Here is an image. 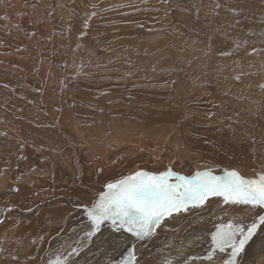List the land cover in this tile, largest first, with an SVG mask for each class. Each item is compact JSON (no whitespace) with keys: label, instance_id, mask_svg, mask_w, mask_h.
I'll use <instances>...</instances> for the list:
<instances>
[{"label":"rangeland","instance_id":"obj_1","mask_svg":"<svg viewBox=\"0 0 264 264\" xmlns=\"http://www.w3.org/2000/svg\"><path fill=\"white\" fill-rule=\"evenodd\" d=\"M205 168L264 171V0H0V201L17 186L32 202L13 208L17 220L0 219V264L32 252L42 264L44 250L45 264L55 239L73 250L62 234L108 183ZM33 209L42 221L32 234L20 222ZM53 209L63 218L51 219ZM258 215L264 209L210 197L162 219L173 221L166 230L182 226L178 239L164 240L159 224L121 259L134 250L137 264H187L212 247L189 234V220L247 227ZM11 233L19 242L6 241ZM256 252L263 259L264 225L240 256Z\"/></svg>","mask_w":264,"mask_h":264},{"label":"snow or ice","instance_id":"obj_2","mask_svg":"<svg viewBox=\"0 0 264 264\" xmlns=\"http://www.w3.org/2000/svg\"><path fill=\"white\" fill-rule=\"evenodd\" d=\"M173 178L175 182H170ZM105 188L87 209L94 228L98 230L101 224L110 221L117 231H127L136 239L150 237L165 216L186 211L189 205H202L210 197L264 209V171L255 178H246L236 169L225 170L222 176L208 168L192 176L180 175L171 169L159 174L137 171L106 184ZM260 225H264V215H258L247 227L239 223L217 226L211 234L212 247L205 259L209 264H238L237 257L245 251ZM228 249L231 252L227 259H214L217 252L224 253ZM52 264L62 262L57 259ZM120 264H137L135 251H129Z\"/></svg>","mask_w":264,"mask_h":264},{"label":"bare ground","instance_id":"obj_3","mask_svg":"<svg viewBox=\"0 0 264 264\" xmlns=\"http://www.w3.org/2000/svg\"><path fill=\"white\" fill-rule=\"evenodd\" d=\"M104 151H106V150H104ZM98 168L99 167H97V169ZM27 181H29L28 183H30V184L34 183V181H32L30 178H28ZM13 190L15 191V193L12 195L10 203L6 202L5 204H3L5 200L0 201V208H2V207L6 208V210L0 211V219L4 218L6 215H8L9 219H7L6 224L9 223V220H17L19 218L18 216L14 215V213H13L14 207H16L17 211L18 210L23 211L19 207L24 208V207L31 205V203H32L30 201V199H31L30 193L20 194L21 193L20 188H17V186H15L13 188ZM23 190H24V187H23ZM71 197L75 198L76 196H71ZM12 205H14V206L11 207ZM51 206H53V205H51ZM9 209H11V211H9ZM85 209L87 210V208H85ZM85 209H76L79 216H78V219L73 224L75 226L74 227L72 226V229H70V231L68 230V232L66 231L62 234V235L67 234L66 238L68 237V239L66 241L68 242V245H69L68 247L72 248L73 250H69L68 248H65V247H63V249H62V246H60V245H62L63 239L62 238H61L62 240L61 239L60 240L55 239V242L56 243L59 242L60 245L56 244L55 250H52V248L48 249L47 255L44 259L45 264H52V262H55L57 259H61L62 264H82V262H83V264H87L86 258L87 259L88 258L94 259L95 264H98L101 262H103L102 264H118L122 260L121 259L122 254H120V253H121V251L123 252V249H125L127 251L128 248H130L135 241H141L142 244H146V242H148V240H147L148 237H146L144 239H136L127 231H124V230L117 231L115 229V227L111 224L110 221H105L103 224H101L100 228L98 230H96L94 228L92 222L87 219L86 214H85L86 213ZM51 211L53 212V216L51 217V219L55 220V219H59L61 217L63 218V212L61 210L53 209ZM40 212H41V210L39 211V209H33V210H31V213L28 214L29 218L26 221V223L31 224V226L34 228L33 232H35L40 227L37 225L40 224V222L42 221V218L36 217V215L39 214ZM12 216H13V218H12ZM50 221H52V220H50ZM168 224H173V221L167 220V221L162 222V224H160V227H159L160 229H158V231L164 233V240H166V241L168 239H169L168 241H172V238L178 239V235H179L178 231H180L182 229V226L175 225L176 227H178L176 230H166L165 225H168ZM219 225H223V223L213 222V224L210 226H204L201 224L192 225L191 220H189L185 224V226H187L189 228L192 227V229L189 232V234L191 236L195 235L196 233H200L201 235H203L206 238L211 237V234L216 231V228ZM173 226H174V224H173ZM4 229H5V225L2 222V223H0V235H2V233L4 232ZM10 237H12V238L15 237L16 240H20L15 233H11V236L6 238V241L10 242L11 244L13 243V241L11 240ZM29 237H31V236H29ZM34 237H38V238H34ZM32 238H34L35 240H39V235L34 234ZM161 241H162V239L158 240V241L152 240L150 242L155 244V248H157V247H160L163 243H165V242H163V241L161 242ZM3 243L5 244V239L3 240ZM82 243L84 244L85 248L83 247V245L80 246V244H82ZM87 250L90 251V254H87ZM177 251H178V248L176 249L175 253H177ZM250 251H252V250H250ZM45 252L46 251L44 250V252L40 255V256H42V258H41L42 264H43V257L45 255ZM184 252L185 251L178 253L176 257H181ZM195 253L196 252H194L193 254L188 256L190 262H188L187 264H209V261L207 259H205V257L207 255L202 254V252H199V251L196 254ZM228 255H229V253L226 251L224 253H220L219 259H221V260L227 259ZM254 255H255L254 256L255 258H253V259H248L247 257H243V256L237 257L238 264H262V262H264V257L262 259L261 258L262 256H260L258 252H256ZM64 256L66 257V260H63ZM199 256H202L203 261L207 262V263H202V262L199 263L201 261ZM25 259H26L25 263H22V262L16 261V260L14 261L11 259L9 264H38L34 260H32L31 257L26 256ZM28 260H30V261H28ZM89 264H93V263H89Z\"/></svg>","mask_w":264,"mask_h":264},{"label":"crops","instance_id":"obj_4","mask_svg":"<svg viewBox=\"0 0 264 264\" xmlns=\"http://www.w3.org/2000/svg\"><path fill=\"white\" fill-rule=\"evenodd\" d=\"M20 224H22V225H25V224H27L25 221H21V223ZM28 225V230H30L31 231V233L33 234V230H34V228L31 226V224H27ZM24 230V229H23ZM18 235V234H17ZM21 237H23V235H21ZM11 238V240H13L14 238H12V237H10ZM24 240V239H23ZM17 242H19V240H17ZM31 250V249H30ZM30 250H28V252H30ZM34 254V252H32V253H28V256L29 257H31L32 255ZM28 261H30V260H28Z\"/></svg>","mask_w":264,"mask_h":264}]
</instances>
